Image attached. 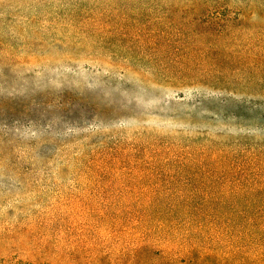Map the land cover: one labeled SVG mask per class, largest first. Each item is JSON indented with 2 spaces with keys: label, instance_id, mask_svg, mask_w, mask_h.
<instances>
[{
  "label": "rangeland",
  "instance_id": "obj_1",
  "mask_svg": "<svg viewBox=\"0 0 264 264\" xmlns=\"http://www.w3.org/2000/svg\"><path fill=\"white\" fill-rule=\"evenodd\" d=\"M255 4L0 0L6 260L80 249L109 264L129 241L113 239V221L140 183L176 190L264 164Z\"/></svg>",
  "mask_w": 264,
  "mask_h": 264
},
{
  "label": "trees",
  "instance_id": "obj_2",
  "mask_svg": "<svg viewBox=\"0 0 264 264\" xmlns=\"http://www.w3.org/2000/svg\"><path fill=\"white\" fill-rule=\"evenodd\" d=\"M188 1L208 4V0ZM251 9L264 14V6L255 4ZM174 87L183 90L187 84ZM257 164L254 160L248 166L231 163L211 175L224 176V180L178 185L176 190L161 184L140 183L141 191L132 186L138 194L122 198L125 206L110 231L114 240L120 234L121 240L129 241L117 257L110 255L109 264H264V164ZM180 191L191 194H173ZM134 207L137 210L132 211ZM4 238L0 234L2 263H100L80 249L46 251L32 256L35 259L18 252L12 262L6 260L12 250Z\"/></svg>",
  "mask_w": 264,
  "mask_h": 264
}]
</instances>
